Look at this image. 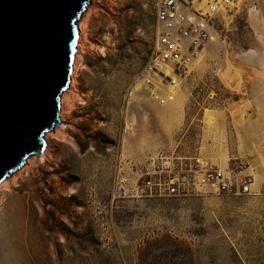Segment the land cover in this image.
<instances>
[{
    "label": "rangeland",
    "instance_id": "rangeland-1",
    "mask_svg": "<svg viewBox=\"0 0 264 264\" xmlns=\"http://www.w3.org/2000/svg\"><path fill=\"white\" fill-rule=\"evenodd\" d=\"M154 2L87 3L63 127L0 188V264H264V190L113 193L118 170L159 152L238 157L264 182V0L222 13L217 42L165 106L140 81Z\"/></svg>",
    "mask_w": 264,
    "mask_h": 264
},
{
    "label": "water",
    "instance_id": "water-1",
    "mask_svg": "<svg viewBox=\"0 0 264 264\" xmlns=\"http://www.w3.org/2000/svg\"><path fill=\"white\" fill-rule=\"evenodd\" d=\"M87 3L94 0H0V181L28 156L43 157L46 132L61 123Z\"/></svg>",
    "mask_w": 264,
    "mask_h": 264
},
{
    "label": "built area",
    "instance_id": "built-area-1",
    "mask_svg": "<svg viewBox=\"0 0 264 264\" xmlns=\"http://www.w3.org/2000/svg\"><path fill=\"white\" fill-rule=\"evenodd\" d=\"M241 0H155L156 39L141 73V86L161 106L174 100L175 92L204 57L221 32L222 12L237 8ZM228 16V15H226ZM226 18L224 17V20ZM130 164L131 175L118 170L113 193L117 197L180 196L207 191L223 195L257 194L264 182L255 178L246 160L231 157L226 162L202 155L159 152Z\"/></svg>",
    "mask_w": 264,
    "mask_h": 264
},
{
    "label": "bare ground",
    "instance_id": "bare-ground-1",
    "mask_svg": "<svg viewBox=\"0 0 264 264\" xmlns=\"http://www.w3.org/2000/svg\"><path fill=\"white\" fill-rule=\"evenodd\" d=\"M224 12V11H223ZM222 12V13H223ZM86 19L83 17L82 20H80L77 24H78V40H77V50H76V53H75V56H74V61H73V72L71 74V76L73 77L74 79V82H75V76H76V72H77V69H78V57L80 55V50H81V47H82V41H84L86 39V31L88 30L87 28V25L86 24ZM88 23V22H87ZM88 34V33H87ZM198 62V61H197ZM221 78L223 79V81L226 83V84H229L231 82V80H229V76L227 75L226 71L224 73L221 74ZM73 82V83H74ZM72 85V83H70V86ZM72 106V105H71ZM69 107V104L66 100V97H65V94L62 93L61 96H60V111H59V119H60V122L59 123V126H55V129H60L61 127H63V115L64 113L67 111ZM233 114V113H231ZM50 132H46L45 134V140L48 141V136H49ZM46 149H47V145H46ZM8 181V178H4L3 180L0 181V188L3 186V184H5L6 182Z\"/></svg>",
    "mask_w": 264,
    "mask_h": 264
}]
</instances>
